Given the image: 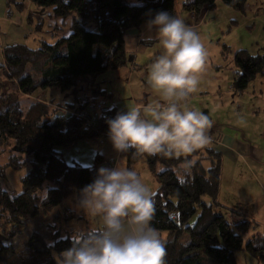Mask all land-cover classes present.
<instances>
[{
  "label": "trees",
  "instance_id": "1",
  "mask_svg": "<svg viewBox=\"0 0 264 264\" xmlns=\"http://www.w3.org/2000/svg\"><path fill=\"white\" fill-rule=\"evenodd\" d=\"M4 1L7 8L13 5L18 10L27 1L36 10L51 9L55 19L71 20L70 34L53 43L39 40L37 49L5 46L0 68V155L10 153L6 167L14 171L27 162L30 166L21 180L20 194L0 188V264H57V257L71 247L76 233L88 230H65L66 223L81 218L66 210L53 211L91 183L97 167L102 165L97 153L91 166L67 163L61 150L107 136L106 121L118 113L116 108L104 105L92 127L81 118L91 104L105 103V94L96 90V80L106 71L127 65L125 34L145 25L157 11L172 12L174 0H137L135 4L129 0ZM217 1L240 13L247 3L184 0L182 11L199 22L205 11L216 8ZM31 17L29 13L27 21L31 22ZM41 28L42 24L34 26L35 32ZM225 50L223 47V53ZM233 62L237 70L231 85L234 91L245 90L256 76L264 75V55L252 56L240 50L234 54ZM53 89L71 98L70 102L56 107L53 102H35L25 107L19 99L21 95L32 97ZM119 156L126 159L130 169L138 163L145 164L157 185L152 195L151 225L164 241L165 264H236L233 253L238 250L264 263V235L254 236L244 244L250 224H230L215 214L221 208L218 153L204 146L179 157L138 154L135 150ZM0 179H4L2 167ZM37 218H44L42 226L31 229L22 242L19 238L26 221Z\"/></svg>",
  "mask_w": 264,
  "mask_h": 264
},
{
  "label": "clouds",
  "instance_id": "2",
  "mask_svg": "<svg viewBox=\"0 0 264 264\" xmlns=\"http://www.w3.org/2000/svg\"><path fill=\"white\" fill-rule=\"evenodd\" d=\"M145 31L160 48L147 75L160 100L108 119V139L117 153L192 154L209 144L210 118L185 103L199 86L207 51L196 31L165 10L146 21ZM152 195L134 169L119 165L97 169L92 182L75 196V207L98 219L99 227L76 233L57 264H165L164 241L151 225Z\"/></svg>",
  "mask_w": 264,
  "mask_h": 264
},
{
  "label": "rangeland",
  "instance_id": "3",
  "mask_svg": "<svg viewBox=\"0 0 264 264\" xmlns=\"http://www.w3.org/2000/svg\"><path fill=\"white\" fill-rule=\"evenodd\" d=\"M183 2L184 0H174V8L179 11L178 17L180 18L184 17L186 14L181 11ZM129 3L135 4L137 3V0H129ZM6 9L7 6L5 1L0 0V15L4 16L7 12ZM9 9L13 12L12 19H15L17 16L21 18L23 14H27V16L29 14L28 10L19 12L13 5ZM198 21H201L199 25H197L195 29H192L199 34L207 51V58L205 71L202 74L199 86L197 90L191 94L197 96L198 93H203V97L200 101L196 100L197 98L193 99L192 103L194 106L200 107V103L203 102V105L207 106L208 110L215 106L218 109L217 114L223 112L221 118L218 120L221 121L219 123L221 133L227 132L230 137H237L238 140L243 141L250 146H254V143H258L259 140L256 138L257 129L255 128L254 130L249 131L245 126L249 123L248 114L245 109V97L243 95L245 93L234 91L231 85L235 72L237 71L233 62V56L237 51L245 50L252 56L264 55V0H247L243 13L236 12L217 1L216 8L213 11H205ZM10 26L9 23L0 22V32L5 34L4 39L7 42L11 41L16 36L14 35L13 38L8 40ZM31 31L35 32L34 28H32ZM26 43L32 45L31 36L26 38ZM223 47L227 48L225 53H223ZM0 80L2 81V76L0 77ZM251 88L252 85L248 87V90H251ZM56 90L57 89H54V91ZM236 102L241 103L240 105L242 106V109H240L239 112H236L234 108ZM222 105L223 107H221ZM213 134L212 137L208 135L209 144L216 143L217 133L213 132ZM98 138L100 139V137ZM106 139L109 140L108 138H105V140ZM98 141L103 142L101 139ZM99 142L96 143L92 140L89 141V149H91L94 154L92 158H90L89 153L83 151V158H87V162L90 164L86 165L84 164L85 161H83V164L78 162L80 165L87 167L93 164L94 156L100 147ZM108 144H111L110 141L106 143V145ZM78 150L79 147L76 146L70 150H61V153L64 160L67 163H71L76 160V154H79ZM9 157L10 153H8V151L0 155V167L4 170V179H0V188L16 195L20 194L22 191L21 180L29 172L30 166L29 162H27L25 166L14 171L12 168L6 167ZM24 159L29 160L27 156H25ZM113 163L114 167L117 164L127 168L126 159L123 157H121L119 161L117 160ZM221 163L222 177L220 179L221 185L219 187V192L222 197L221 201L223 202V208L217 209L215 214L221 215L227 222L233 223L234 220L230 217L239 218V216L235 213H232L231 215L229 210L232 209L236 211L240 209L243 204L251 202L254 197H260V188L256 183L264 185V165L258 166L257 163L250 162L245 156H240L238 160L234 158L228 159L226 154L223 155ZM243 164L248 167V171ZM102 166L109 167L107 165H99L97 169ZM205 166H208V164H205ZM131 169L136 170L140 174L143 180L152 188L153 193L156 191L157 185L145 164L138 163L132 166ZM252 175H254V177ZM254 179H257L255 183ZM203 201L207 204L209 203L207 198H203ZM38 203H40V200ZM63 210L71 212L73 215H77L81 218L78 221L72 220L66 223L64 226L65 230L69 232L78 231L76 225L79 221H82L81 226L88 227L86 230L92 229L89 227V224H91L93 219L96 218L89 217L82 211L77 210L75 207V197L66 199L60 207L53 211V213L57 211L62 213ZM195 218L196 216L193 217L189 225L194 223ZM43 222L44 218H37L32 221L27 220L19 239L22 241L28 236V233L31 232V229L39 228L42 226ZM73 222L76 223L73 224ZM254 227L256 228V223H254ZM257 227L259 230L255 236L258 234L263 236L264 226L260 225ZM246 242L247 239L245 238L243 243L245 244ZM233 254L237 264H262L243 250L235 251Z\"/></svg>",
  "mask_w": 264,
  "mask_h": 264
},
{
  "label": "crops",
  "instance_id": "4",
  "mask_svg": "<svg viewBox=\"0 0 264 264\" xmlns=\"http://www.w3.org/2000/svg\"><path fill=\"white\" fill-rule=\"evenodd\" d=\"M6 10L7 12L4 16L0 15L2 16L0 17V22L9 23L11 25L8 31V40L13 38L14 35L16 36L14 39L7 42L4 39L5 34L0 32V68L3 66L1 51L5 46H10L9 44L25 45L29 49H37L39 40H45L48 43H53L58 37H67L70 34L71 20L53 18L51 9L44 10L43 12H41V10L37 11L35 8L31 7L29 2L25 1L23 4V9L18 11L21 12L23 10H28V13L32 15L31 22L27 21V14H23L21 18L17 16L15 19H12L13 12L10 11L9 8ZM170 13L178 16L179 11L174 8ZM181 19L186 22L187 26L193 29H195L196 26L201 22H194L192 15L189 14H185V16ZM39 24H42L40 31H37L36 33L31 31L35 25ZM149 35L150 34L145 31V25H142L138 30L126 33L123 40L125 53L129 57L127 65L115 71H106L97 78L96 82L98 85L96 90L98 93L105 94V107H114L116 108L117 112H122L131 107L138 106L145 108L148 105L154 104L160 100L159 95L150 87L147 81L148 69L153 59L160 51L158 42L154 38L151 40L147 39ZM28 36H31L32 45L26 43V38ZM250 85H252V88L251 90H248ZM248 87L241 92L245 93L243 94L245 97V109L249 119V123L245 126L249 129V131H252L255 128L257 129L256 138L259 140V142L254 143V146H250L247 143L238 140L237 137H235L237 140L230 137L227 132L221 133L219 128V123L221 121L218 120L221 118V114L223 112L217 114L218 109L215 106L208 110L207 106L203 105V102L200 103V107L193 105L192 100L197 98L196 100L200 101L203 97V93H198L197 96L190 94L185 103L189 108H195L196 110L205 113L210 118L211 126L207 130V135L212 137L214 135L213 132H215L217 133V139L216 143L209 144L207 148L218 153L221 160H223L224 154L227 155L228 159L234 158L236 160H238L240 156H245L250 160V162L257 163L258 166H261L264 165V75L256 76L255 79L248 85ZM19 99L21 104H24L23 106L25 107H28L35 102H53V106L56 107V104H65L71 100V98H64L63 93H61L59 90L54 91V89L47 90L45 92H39L37 95L32 97L21 95ZM240 104L241 103L236 102V106L234 107L236 112H239L240 109H242ZM221 107H223V105ZM105 138H108V136H100V139L103 142H99V138L94 140V142L100 143V147L96 153L101 156L102 165L108 166V162H116L117 160L119 161L121 157L119 156V153L114 151L111 144L106 145L109 140H105ZM76 146L79 147V154H76L75 157L77 160H75L76 163L81 162V164H83L82 162L85 161L84 164H90L87 162V158H83L84 154L82 153L83 151L89 153L90 158H92L94 153L91 149H89V144L78 143ZM244 167L247 169V171L249 170L246 165H244ZM252 176L254 177V175ZM256 181L257 179H254V183ZM256 184L260 188V197H254L251 202L243 204V206H241L240 209L236 211L232 209L229 210L231 215L232 213H235L239 216V218L230 217L232 220H234V222L230 224H238L240 222H248L250 224L249 232L244 237V239L246 238L247 241L257 234L259 230L257 226H264V185L259 183ZM221 199L222 197L219 192L218 203L220 204L221 208H223V202ZM57 212L59 213V211ZM74 223L76 222H73V224ZM81 223L82 221L77 222L76 229L83 232L88 229V227L81 226ZM254 223H256V228L254 227ZM89 227H99L98 219H93L92 223L89 224ZM257 236L261 235L258 234Z\"/></svg>",
  "mask_w": 264,
  "mask_h": 264
},
{
  "label": "built area",
  "instance_id": "5",
  "mask_svg": "<svg viewBox=\"0 0 264 264\" xmlns=\"http://www.w3.org/2000/svg\"><path fill=\"white\" fill-rule=\"evenodd\" d=\"M104 106V102H98L96 104H91L87 107L86 111L81 114V118L83 119L85 125L92 127L95 126L98 119L99 113ZM108 166L114 167V163L112 161L108 162Z\"/></svg>",
  "mask_w": 264,
  "mask_h": 264
},
{
  "label": "water",
  "instance_id": "6",
  "mask_svg": "<svg viewBox=\"0 0 264 264\" xmlns=\"http://www.w3.org/2000/svg\"><path fill=\"white\" fill-rule=\"evenodd\" d=\"M44 10H41V12H43Z\"/></svg>",
  "mask_w": 264,
  "mask_h": 264
}]
</instances>
